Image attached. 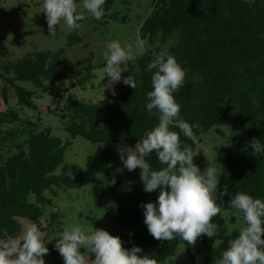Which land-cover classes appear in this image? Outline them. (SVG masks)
I'll return each instance as SVG.
<instances>
[{
  "label": "trees",
  "instance_id": "obj_1",
  "mask_svg": "<svg viewBox=\"0 0 264 264\" xmlns=\"http://www.w3.org/2000/svg\"><path fill=\"white\" fill-rule=\"evenodd\" d=\"M114 2L105 0L106 16L110 18L118 15L110 11ZM150 4L151 10L139 25V31L153 48L136 56L125 72L138 81L136 88L123 84L114 88L117 94L110 98L70 100L57 110L67 108L64 126L72 136L134 146L146 130L158 123L157 117H149L145 108L152 75L147 64L160 48L167 47L186 72L185 82L174 96L181 105V118L199 122L200 128L194 129V135L197 137L216 125L240 126L237 144L221 146L217 154L222 184V188H217V203L222 215L212 219L219 234L212 238L202 236L194 246H188L179 237L172 241L154 239L144 224L141 205L154 202L159 189L144 192L138 168L128 171L103 194L109 193L115 202L116 222L122 231L113 235L120 236L124 247L138 245L142 248L141 255L147 253L157 264H167L183 243L188 252L193 250L196 255L193 258L202 257L200 264H214L228 241L238 233V229L227 228L225 211L232 210L228 202L231 195L246 191L254 198L264 199V155H252L250 148L243 150L245 141L253 138L264 143V0L251 4L245 0H151ZM20 11L11 9L7 13ZM81 40V35L74 33L68 43ZM9 55V47H0V80L5 83L0 84V239L13 237L20 231L21 217L45 230L41 218L44 206L52 201L46 192L57 193L56 187L70 185L77 179L70 174L68 165L56 172L64 164L70 140L64 142L51 128L42 126L40 116L36 120L24 117L17 108H2L3 104H9V90L14 88L18 105L38 110L37 91L46 93L50 85L68 90L63 83L75 76L74 64L68 63L64 49H36L14 59ZM94 75L92 67L86 68L78 83L83 86ZM21 82L31 83L33 88ZM180 140L192 149L194 163L202 170L206 162L203 150L198 147L201 139L193 143L181 134ZM147 159L153 168L162 167L154 152ZM224 189L227 194L221 197L220 191ZM31 195L34 201L30 200ZM58 219V214L52 212L50 225ZM230 221L235 222V217L231 216ZM136 225L141 228L134 230ZM177 255L171 263L185 264L183 257Z\"/></svg>",
  "mask_w": 264,
  "mask_h": 264
},
{
  "label": "clouds",
  "instance_id": "obj_2",
  "mask_svg": "<svg viewBox=\"0 0 264 264\" xmlns=\"http://www.w3.org/2000/svg\"><path fill=\"white\" fill-rule=\"evenodd\" d=\"M254 2L245 0L248 4ZM104 4L105 0H81L79 4L77 0H42L41 10L45 13L50 35L56 32L61 21L72 31L81 27L80 21L85 20L86 15L101 20ZM134 47L135 52L133 45L122 46L113 41L103 54L106 61L103 77H108V88L113 96L117 94L113 87L116 83L122 82L134 89L137 86L138 81L130 74L121 76L128 70V63L143 54L141 41ZM147 69L152 75L145 108L149 117H157L158 123L146 130L134 146L117 148L122 166L115 171L126 169L131 172L138 168L143 191L151 193L159 189L154 202L141 205L144 224L154 239L172 241L179 237L188 246H194L202 236L212 238L219 234L218 225L212 219L222 215L217 203L218 174L212 166L201 170L194 163L192 149L182 145L180 140L182 134L195 143L194 129L200 128L198 121L190 123L181 118V105L174 96L185 82V69L167 47L154 54ZM249 148L254 156L264 155V143L259 139L245 141L243 150ZM153 152L162 166L158 169L147 159ZM225 194L226 189L220 191L221 197ZM228 202L233 215L241 218L243 225L215 258L214 264H264V199L237 191ZM45 245L40 227L34 222L26 223L19 235L0 239V264H44L43 256L49 251ZM54 247L64 264H157L153 256L140 254V246L124 247L119 235L102 228L85 230L75 223L63 229ZM86 253L92 254L91 260ZM196 264H200L199 257H196Z\"/></svg>",
  "mask_w": 264,
  "mask_h": 264
},
{
  "label": "rangeland",
  "instance_id": "obj_3",
  "mask_svg": "<svg viewBox=\"0 0 264 264\" xmlns=\"http://www.w3.org/2000/svg\"><path fill=\"white\" fill-rule=\"evenodd\" d=\"M80 2L81 0L77 1L78 4ZM150 2L151 0H115L110 11L118 13L117 18L106 16L108 11L104 8V15L99 21L86 15V19L80 21L81 27L72 31H69L61 21L56 32L49 35L45 13L41 10L42 0H0V14L3 15L0 18V47L10 48V59L36 49L53 51L64 49L68 63L74 64L75 76L63 83L68 90L63 91L50 85L46 93L37 91L35 102L38 110L18 105L14 88L9 90V104L2 105V108L19 109L24 117L37 120L40 116L42 126L51 128L52 133L64 142L71 141V145L66 149L64 164L60 165L56 172L60 173L63 165H68L70 174L77 179L70 185L56 187L57 193L46 192L52 201L44 206L41 218L45 227V230H42L44 243L49 249L43 256L44 264H64L54 245L69 224H78L85 230L92 227L102 228L110 234L122 231L116 222L118 211L115 202L109 193H103L108 192L110 185L128 172L126 169L121 172L115 171L118 166H122L117 148L123 145L116 142H91L80 135L72 136L64 126L68 118L67 108L64 111L57 109L65 107L70 100L88 102L113 96L112 90L108 88V77H103L106 62L103 54L107 50V45L113 41H118L122 46L133 45V52L136 51L134 45L137 41L143 43V52L153 48V44L141 38L139 31V25L151 10ZM11 9L21 11L7 13ZM74 33L81 35L82 40L69 44L70 36ZM91 67L95 77L85 85H80L78 81L85 76V69ZM125 72L121 73L122 77L126 76ZM0 84L3 86L5 83L0 80ZM20 84L33 88L31 83ZM121 85L122 82L114 84L113 87ZM240 133L238 124H223L213 126L197 136V139H201L198 147L205 155L206 165L203 169L207 166L214 167L219 178L221 167L217 159L218 150L221 146H235ZM217 188H222L220 181ZM30 200L34 201L33 195L30 196ZM52 212H56L59 219L50 225ZM225 213L229 231L239 229L243 225V220L233 215V210ZM231 216L235 217V222L230 221ZM19 220L21 229L15 236L21 233L24 224L31 222L25 217ZM140 228V225H136L133 229ZM178 253L183 258L190 253L182 260L185 264H196V258L192 257L193 250L190 249L188 252L187 246L183 243L179 244L176 255L169 258L166 263L173 264L171 261L178 258ZM86 257L89 259V253H86ZM199 259L201 262L202 257Z\"/></svg>",
  "mask_w": 264,
  "mask_h": 264
}]
</instances>
